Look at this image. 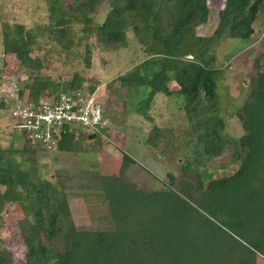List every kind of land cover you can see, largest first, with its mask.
<instances>
[{"label": "trees", "instance_id": "1", "mask_svg": "<svg viewBox=\"0 0 264 264\" xmlns=\"http://www.w3.org/2000/svg\"><path fill=\"white\" fill-rule=\"evenodd\" d=\"M46 2L45 25L30 29L4 22V54L14 55L30 75L43 68L34 53L45 34L67 52L76 24L92 27L99 44L110 50L127 47L132 31L148 58L127 73L133 80L122 88L127 94L133 87L141 91L137 105L145 111L157 94L181 98L187 126L180 131L189 135V142L181 144L186 153L180 158L178 189L172 174V187L155 189L157 176L127 153L118 176L60 170L52 182L39 176L36 165L47 146L33 143L29 132L21 130V149L0 147V214L9 203L22 214L18 226L25 260L16 261L0 240V264H255L256 255L264 257V52L255 59L256 75L249 79L248 96L236 113L244 130L239 138L225 132L217 92L223 73L215 53L222 41L252 39L264 0H225L211 37L197 34L209 20L208 0H110L102 23L94 17L102 0ZM84 82L79 75L65 84L30 78L0 100V111L11 115L17 101L38 106L47 96L56 100L61 94L81 92ZM172 82L177 90L171 89ZM106 125L93 138L92 132L78 127V140L76 127L64 125L53 141L60 152L72 153L85 140L93 143ZM176 131L155 126L147 143L157 155L166 156L180 137ZM219 158L224 163H212ZM232 165L237 170L231 176H212L213 169ZM96 183L109 219L79 228L69 196L91 193Z\"/></svg>", "mask_w": 264, "mask_h": 264}, {"label": "rangeland", "instance_id": "2", "mask_svg": "<svg viewBox=\"0 0 264 264\" xmlns=\"http://www.w3.org/2000/svg\"><path fill=\"white\" fill-rule=\"evenodd\" d=\"M224 1L208 0L210 16L206 24L197 28L199 36L214 35L218 11L223 7ZM0 4V100H7L15 92L14 88L20 90L24 83L33 77L65 84L75 75H79L85 78L81 92L87 99L94 101L96 108L106 113L107 119L103 120L105 125L107 124L106 130L103 131L106 135L102 133L95 137L93 143L85 140L72 153L60 152L54 142L52 148L38 157L36 165L39 167V176L52 182H57V173L60 170H92L102 175L118 176L123 166V156L127 153L157 176L159 182L154 184L155 189L171 186L170 174L175 176L174 187L178 189L180 163H182L180 158L186 153L182 145L189 142V135L180 131L187 126L183 100L175 96L157 94L150 108L145 111L143 107L137 105V101L143 99L141 91L133 87L127 94L126 89L122 88L123 83L133 80L125 77L127 73L148 58L144 46L138 42L135 34L128 31L127 47L110 50L99 44L96 36L92 34V27L76 24L73 45L67 52L62 51L51 40L49 34H45L39 39L34 53V56L41 58L43 68L32 72L30 76L20 67V62L14 55L4 54L3 24L4 22L19 23L30 29L45 25L48 23L47 2L46 0H0ZM109 9L110 0H102L94 15L96 23L104 21ZM254 27L255 34L251 40L228 39L222 41L215 50L217 66L223 73L217 90L220 95V114L225 123V132L234 138L244 134L242 123L236 113L248 96L249 79L256 75L255 59L264 52V13L258 16ZM261 65L264 67V59ZM170 87L172 90L178 89L173 82L170 83ZM21 123L18 117L13 116V112L10 115L5 110L0 111V147L22 148L24 142L20 134L22 129H19ZM155 126L174 128L175 131L177 130L175 135L180 136L179 139L174 140L173 147L166 150V156L157 155V151L147 143ZM73 129L78 140L80 129L77 127ZM82 131L91 133L88 130ZM91 134L90 137L93 138L95 133ZM106 142L108 143L105 144ZM212 163L219 166L224 160L219 158ZM236 170L237 166L232 165L225 169H213L211 173L214 178H218L231 176ZM94 185L96 190L91 193L84 191L69 196L73 220L79 228L90 229L93 225H97L99 220L109 219V207L99 183ZM22 219V214L10 203L0 214V240L14 254L18 262L25 260V245L18 226V222ZM255 261V264H264V257L256 255Z\"/></svg>", "mask_w": 264, "mask_h": 264}, {"label": "built area", "instance_id": "3", "mask_svg": "<svg viewBox=\"0 0 264 264\" xmlns=\"http://www.w3.org/2000/svg\"><path fill=\"white\" fill-rule=\"evenodd\" d=\"M73 93L61 94L56 100L47 96L38 106L27 101L17 104L13 116L22 121L19 129L28 131L33 143L42 141L48 149L54 144L53 136L59 133L64 125L83 127L92 133H98L100 128L105 126L102 120L103 112L82 92ZM72 95H75V98Z\"/></svg>", "mask_w": 264, "mask_h": 264}, {"label": "clouds", "instance_id": "4", "mask_svg": "<svg viewBox=\"0 0 264 264\" xmlns=\"http://www.w3.org/2000/svg\"><path fill=\"white\" fill-rule=\"evenodd\" d=\"M14 89H16V88H14ZM103 114H104V113H102V120H103Z\"/></svg>", "mask_w": 264, "mask_h": 264}, {"label": "water", "instance_id": "5", "mask_svg": "<svg viewBox=\"0 0 264 264\" xmlns=\"http://www.w3.org/2000/svg\"><path fill=\"white\" fill-rule=\"evenodd\" d=\"M91 138V137H90Z\"/></svg>", "mask_w": 264, "mask_h": 264}]
</instances>
